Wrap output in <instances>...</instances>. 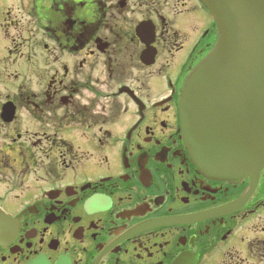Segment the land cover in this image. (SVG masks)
I'll use <instances>...</instances> for the list:
<instances>
[{"label":"flooded vegetation","instance_id":"af4514ba","mask_svg":"<svg viewBox=\"0 0 264 264\" xmlns=\"http://www.w3.org/2000/svg\"><path fill=\"white\" fill-rule=\"evenodd\" d=\"M203 12L0 0V264H264V169L248 194L183 141L181 89L216 39ZM181 15L202 25L176 65Z\"/></svg>","mask_w":264,"mask_h":264},{"label":"water","instance_id":"95a60500","mask_svg":"<svg viewBox=\"0 0 264 264\" xmlns=\"http://www.w3.org/2000/svg\"><path fill=\"white\" fill-rule=\"evenodd\" d=\"M201 2L217 34L181 89L183 141L201 172L229 183L248 177L251 194L264 169V0Z\"/></svg>","mask_w":264,"mask_h":264},{"label":"rangeland","instance_id":"374dc122","mask_svg":"<svg viewBox=\"0 0 264 264\" xmlns=\"http://www.w3.org/2000/svg\"><path fill=\"white\" fill-rule=\"evenodd\" d=\"M203 13L206 18V23H208L210 21V18L205 12ZM201 25L202 24L196 21L192 15H181L180 19L177 20L175 27L184 34L186 40L183 49L179 52V55L177 56L176 65L180 64L186 59L185 57L188 54L192 43L198 38V34L201 30Z\"/></svg>","mask_w":264,"mask_h":264}]
</instances>
